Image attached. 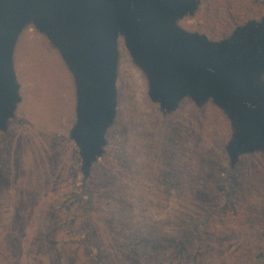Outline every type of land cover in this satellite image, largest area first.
I'll return each mask as SVG.
<instances>
[{"label":"rangeland","instance_id":"obj_1","mask_svg":"<svg viewBox=\"0 0 264 264\" xmlns=\"http://www.w3.org/2000/svg\"><path fill=\"white\" fill-rule=\"evenodd\" d=\"M264 0H200L178 25L212 40L260 20ZM116 115L83 170L75 78L29 23L14 50L20 100L0 130V264H247L264 229V150L231 163L213 100L164 112L118 42Z\"/></svg>","mask_w":264,"mask_h":264},{"label":"water","instance_id":"obj_2","mask_svg":"<svg viewBox=\"0 0 264 264\" xmlns=\"http://www.w3.org/2000/svg\"><path fill=\"white\" fill-rule=\"evenodd\" d=\"M200 0H0V130L20 100L13 57L22 30L33 23L61 51L77 91L71 136L83 170L103 152L116 115L118 42L146 72L149 95L164 112L185 97L213 100L231 121L226 148L232 164L264 150V16L222 40L189 32L178 20Z\"/></svg>","mask_w":264,"mask_h":264},{"label":"trees","instance_id":"obj_3","mask_svg":"<svg viewBox=\"0 0 264 264\" xmlns=\"http://www.w3.org/2000/svg\"><path fill=\"white\" fill-rule=\"evenodd\" d=\"M247 21L236 23L234 29ZM233 29V31H234ZM232 31V32H233ZM233 133V130H232ZM247 264H264V229L253 232L248 244ZM98 264V262H97Z\"/></svg>","mask_w":264,"mask_h":264}]
</instances>
